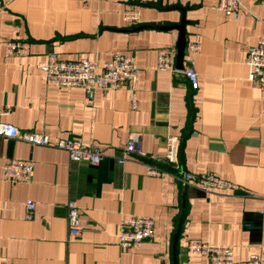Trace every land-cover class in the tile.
Returning <instances> with one entry per match:
<instances>
[{"label": "crops", "instance_id": "crops-1", "mask_svg": "<svg viewBox=\"0 0 264 264\" xmlns=\"http://www.w3.org/2000/svg\"><path fill=\"white\" fill-rule=\"evenodd\" d=\"M239 1L233 21L216 8L218 0H0V110L9 109L1 120L104 153L92 165L0 137V264H207L188 241L230 247L233 264L252 254L264 264V91L249 82L245 64L264 37V0ZM127 9L139 10V25L124 24ZM182 20L183 68L158 70L157 51L177 48ZM9 41L23 42L28 54L7 55ZM194 42L197 90L184 74ZM117 52L133 55L139 69L136 110L126 84L89 99L82 88L48 85L40 68L49 54L102 65ZM168 135L180 138L184 170L216 175L238 190L208 193L171 174L149 176L125 151L134 139L146 160L169 169ZM11 160L31 161L33 180L6 179ZM70 200L80 209L76 238L67 231ZM28 201L35 204L30 215ZM132 216L151 218L154 234L123 250L119 228Z\"/></svg>", "mask_w": 264, "mask_h": 264}, {"label": "built area", "instance_id": "built-area-1", "mask_svg": "<svg viewBox=\"0 0 264 264\" xmlns=\"http://www.w3.org/2000/svg\"><path fill=\"white\" fill-rule=\"evenodd\" d=\"M216 8L223 11L227 16L238 21L242 4L239 0H218ZM123 22L127 26H136L141 23L138 9H127L123 13ZM7 55L24 56L28 49L21 41H9L6 43ZM200 51V43L194 42L187 47V64L184 69L190 87L198 89V75L194 64L195 55ZM176 47L160 48L157 51V69L162 71L176 72ZM245 64L248 68V80L253 85L264 91V37L259 39L255 45L249 48ZM40 68L45 73L46 82L55 87H79L85 91L89 99H92L95 91L117 89L126 84L130 90V109L138 108L136 97V83L139 77V69L133 55L117 52L112 58L98 65L95 61L78 58L76 60H62L55 54L47 55L45 61L40 63ZM9 113V109L0 110V137L7 139H20L30 145L46 146L68 153L71 161H87L97 165L103 158V150L97 145H86L80 139L67 138L52 141L47 135L36 132H21L16 126L4 122L1 117ZM128 155H137L146 166L147 175L160 177L171 174L183 185H199L204 191L224 192L236 191L238 187L213 174L194 175L183 169L180 164V138L168 135L165 140V154L163 163L169 169L161 168L153 161L146 160L145 155L139 149L134 139H130L125 147ZM124 160L120 159L119 163ZM3 176L14 184L30 182L34 177V166L28 160H11L3 168ZM27 212L33 213L35 204L28 201ZM67 231L68 236L76 238L81 233L79 224L80 209L72 200L67 205ZM154 222L146 216H132L122 221L118 244L123 250L133 249L143 241L153 237ZM188 249L193 254L206 257L207 264H233V251L227 246H213L201 241H188ZM245 264H262L260 257L256 254L250 255Z\"/></svg>", "mask_w": 264, "mask_h": 264}, {"label": "water", "instance_id": "water-1", "mask_svg": "<svg viewBox=\"0 0 264 264\" xmlns=\"http://www.w3.org/2000/svg\"><path fill=\"white\" fill-rule=\"evenodd\" d=\"M162 28H170V27H162ZM180 31V37L179 41L177 43V58H176V67L183 68V56H184V50L186 46V40H185V20H182V22L177 25L176 27ZM179 236V233L177 237Z\"/></svg>", "mask_w": 264, "mask_h": 264}]
</instances>
